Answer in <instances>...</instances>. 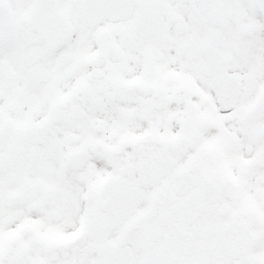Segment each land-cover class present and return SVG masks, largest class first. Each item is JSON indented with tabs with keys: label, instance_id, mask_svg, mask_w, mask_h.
Masks as SVG:
<instances>
[{
	"label": "snow or ice",
	"instance_id": "1",
	"mask_svg": "<svg viewBox=\"0 0 264 264\" xmlns=\"http://www.w3.org/2000/svg\"><path fill=\"white\" fill-rule=\"evenodd\" d=\"M0 264H264V0H0Z\"/></svg>",
	"mask_w": 264,
	"mask_h": 264
}]
</instances>
